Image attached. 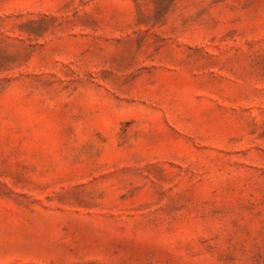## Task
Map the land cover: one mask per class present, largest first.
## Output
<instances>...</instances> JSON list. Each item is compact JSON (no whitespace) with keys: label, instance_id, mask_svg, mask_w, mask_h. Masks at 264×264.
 <instances>
[{"label":"rangeland","instance_id":"rangeland-1","mask_svg":"<svg viewBox=\"0 0 264 264\" xmlns=\"http://www.w3.org/2000/svg\"><path fill=\"white\" fill-rule=\"evenodd\" d=\"M0 264H264V0H0Z\"/></svg>","mask_w":264,"mask_h":264}]
</instances>
